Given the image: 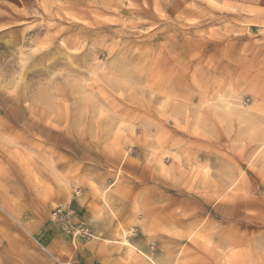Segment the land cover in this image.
Here are the masks:
<instances>
[{"label":"rangeland","instance_id":"obj_1","mask_svg":"<svg viewBox=\"0 0 264 264\" xmlns=\"http://www.w3.org/2000/svg\"><path fill=\"white\" fill-rule=\"evenodd\" d=\"M154 261L264 264V0H0V264Z\"/></svg>","mask_w":264,"mask_h":264},{"label":"crops","instance_id":"obj_2","mask_svg":"<svg viewBox=\"0 0 264 264\" xmlns=\"http://www.w3.org/2000/svg\"><path fill=\"white\" fill-rule=\"evenodd\" d=\"M153 263V262H152ZM153 264H157V263H155V261H154V263ZM175 264H177V263H175Z\"/></svg>","mask_w":264,"mask_h":264}]
</instances>
